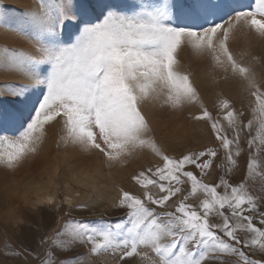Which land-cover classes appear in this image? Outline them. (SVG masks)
<instances>
[{"label":"snow or ice","instance_id":"6c2138e0","mask_svg":"<svg viewBox=\"0 0 264 264\" xmlns=\"http://www.w3.org/2000/svg\"><path fill=\"white\" fill-rule=\"evenodd\" d=\"M0 27L18 41L0 44V71L28 80L0 86V167L31 162L55 125L57 148L100 158L78 174L94 193L137 156L156 158L130 175L137 190L118 186L121 218L69 212L38 239L42 252L6 240L0 255L25 264H109V256L115 264H264V50H252L264 41V0H37L16 16L0 9ZM182 47L203 63V88L182 68ZM225 86H243L247 119ZM178 113L205 125L209 143L170 154L165 144L180 128L159 121ZM78 245L87 253L58 255Z\"/></svg>","mask_w":264,"mask_h":264},{"label":"rangeland","instance_id":"374dc122","mask_svg":"<svg viewBox=\"0 0 264 264\" xmlns=\"http://www.w3.org/2000/svg\"><path fill=\"white\" fill-rule=\"evenodd\" d=\"M36 4L37 0H0V9L7 11L11 16H16L24 10L33 8ZM17 42L14 33L0 27V44ZM21 46L31 48L27 43ZM252 50L254 52L264 50V41L254 40ZM178 58L182 68L192 71L193 79L199 87L203 88L205 83L201 71L204 68L203 63L192 56L191 50L187 47L179 50ZM25 83H28V80L20 73L0 71V86ZM224 93L234 101L238 109L245 110V119H247L249 98L243 86H225ZM215 99V89L204 92L205 103L210 108L213 107ZM188 110L196 111L194 107L186 111ZM159 123L161 129L180 128L179 137L165 144L170 154L179 155L188 149L201 148L209 143L211 138V133L205 125L194 121L189 122L184 113L162 117ZM58 135L59 125L50 128L41 153L19 169L8 171L0 167V252L3 251L6 240L14 247L26 244L37 252H42V248L37 243L38 239L57 228L58 223L68 218L66 213L69 212L74 217L92 222H96L101 216L112 221L121 218L125 210L115 207L119 195L118 186L127 190H137L129 179L130 175L139 168L156 161V158L148 153L137 156L127 167L114 169L112 178L101 182L105 187L99 193H94L78 174L90 166H98L100 158L95 155L75 153L63 146L57 148ZM157 136L158 138L162 136L159 130ZM217 175L218 170L214 168L212 174L206 179L212 182ZM242 175L241 171L235 175L234 179L239 180ZM50 194L56 197L52 205L46 203V197ZM66 196H71V204L61 203L57 209V203L63 201ZM82 203L87 207L78 209L76 205ZM34 224L39 225V231L32 227ZM88 247V245H78L72 251L58 253V255L63 258L87 253ZM108 260L109 264H115V259L112 257L109 256ZM0 264H25V262L14 261L0 255ZM26 264H40V262L38 259L30 258ZM128 264H134V262L129 261Z\"/></svg>","mask_w":264,"mask_h":264}]
</instances>
